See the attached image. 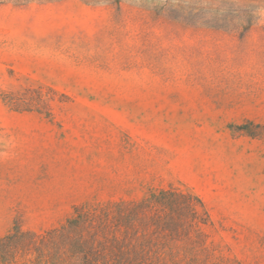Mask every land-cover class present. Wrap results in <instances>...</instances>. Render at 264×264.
I'll return each mask as SVG.
<instances>
[{"label": "rangeland", "instance_id": "374dc122", "mask_svg": "<svg viewBox=\"0 0 264 264\" xmlns=\"http://www.w3.org/2000/svg\"><path fill=\"white\" fill-rule=\"evenodd\" d=\"M169 188L264 264V0H0V237Z\"/></svg>", "mask_w": 264, "mask_h": 264}, {"label": "trees", "instance_id": "16d2710c", "mask_svg": "<svg viewBox=\"0 0 264 264\" xmlns=\"http://www.w3.org/2000/svg\"><path fill=\"white\" fill-rule=\"evenodd\" d=\"M7 103L14 111L33 110ZM211 222L198 195L175 188L138 201L84 203L44 232L16 223L0 237V264H244L216 254L206 230Z\"/></svg>", "mask_w": 264, "mask_h": 264}, {"label": "crops", "instance_id": "0c3cea01", "mask_svg": "<svg viewBox=\"0 0 264 264\" xmlns=\"http://www.w3.org/2000/svg\"><path fill=\"white\" fill-rule=\"evenodd\" d=\"M206 193L202 196L204 198V202L208 204L209 206H213L215 204H218V200H220L223 206H227L228 200H233L232 198H236V200H239L240 198H245V194H233L230 193L229 191H226L222 189L220 192L217 189L216 192H214L212 189L205 190ZM227 202V203H226ZM239 211L238 209H222L220 212H218V215H221L222 217H226L230 214H233L234 212Z\"/></svg>", "mask_w": 264, "mask_h": 264}]
</instances>
